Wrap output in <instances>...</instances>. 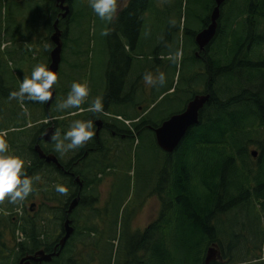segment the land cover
Masks as SVG:
<instances>
[{"label": "trees", "instance_id": "16d2710c", "mask_svg": "<svg viewBox=\"0 0 264 264\" xmlns=\"http://www.w3.org/2000/svg\"><path fill=\"white\" fill-rule=\"evenodd\" d=\"M159 1L130 0L118 17L112 23H107L110 34L107 36L109 60L105 72L106 87L102 91L94 86L89 88L88 97V102L101 97L107 114L87 111V102L82 105L83 111H57V103L65 99L70 91L67 87H55L57 98L50 107L30 101L21 104L9 98L10 93L19 88L13 86L10 80L4 81L0 74V132L7 133L5 139L9 153L23 159V171L29 177H39L33 182V192L25 199L35 202L36 210L31 211L33 213L25 211L20 214L18 205L10 203L7 198L8 203L0 202V264H19L22 258L40 250L53 253L64 235L69 206L78 196L81 198L79 206L69 216L75 232L60 256L45 264H113L110 254L108 259L101 254L98 259L97 254H92L104 246L99 240L105 235L107 224V216L101 211L98 187L106 176H111L125 163V156L137 136H142L147 130L154 133V129L166 119L157 122L148 106L139 112L141 103H136L135 98L131 102L126 101L129 89L136 92L139 82H130L128 91L123 90L125 94L113 92L110 85L118 63L124 62L126 71H130L129 76H133L135 62L139 58L138 47L143 43L152 45L151 41L157 40L156 34L152 37L149 34L161 32L160 27L151 31L147 39H143V33L151 26V17L158 15ZM230 1L226 0L224 5ZM237 2V15L228 21L224 15L225 7L222 6L217 36L198 58L195 37L209 24L216 4L215 0H197L205 14L197 16L202 27L191 32L194 39L191 49L192 53L194 51V65L199 62L206 64L207 78L204 90L196 91L194 96L210 93L211 99L201 111L200 123L189 131L174 153L170 155L158 147L165 159L161 174H166L168 178L171 174L167 187L160 186L161 189L153 191L163 199L164 211L160 219L166 213L165 207L176 208L179 214H176L174 222L181 228L183 236L177 240V246H173L171 240L159 233V219L127 239V246L122 256L116 257L115 264H134V260H143V264H178L181 256H184L179 248L190 256H185L189 264H204L207 251L213 244L218 245L220 259L226 261L224 264H264V231L257 229L258 235L254 238L252 230H247L238 221L239 212L244 210L251 215L255 208L261 209L264 217V0ZM72 5L71 19L60 20L59 23L63 31L64 50L70 24H78L79 30L83 27L81 14L85 10L77 12L75 3ZM89 9H86L89 11L88 18H92L95 13ZM59 13L56 0H0V51H6L5 43L10 44L7 38L15 40L23 35L30 43L29 32L44 14L50 17L46 25L51 35ZM167 31L162 33H171L169 21ZM81 34L84 37L83 32ZM47 44L50 64V52L54 48L51 37L47 38ZM77 46L79 49H74V56L79 58L83 52L80 45ZM163 52H160L159 46L151 57L161 62L163 56H169V53ZM148 60L147 57L148 65L139 70L141 75L150 71ZM73 67L80 79L85 65L75 62ZM148 110V114L141 119ZM99 118L113 123L117 138L102 132L101 145L96 146L94 135L85 146L65 154L56 153L52 142L40 140L48 127L45 121L50 119L55 124V130L63 135L74 120H91L94 125ZM126 132L127 138H120L119 135ZM37 144L46 154H54L64 171L42 160L34 150ZM95 146L99 150L90 151ZM253 150L258 151L257 158L252 156ZM86 152L89 154L84 157ZM64 155L69 157L65 158ZM77 177L83 183L82 189L76 182ZM58 184L68 188L67 195L56 192ZM233 214L234 220H230ZM115 239L111 241L113 254L114 247L119 244ZM146 249L153 250L150 256L144 254V257H135ZM240 251H247V254L242 257V252L238 254ZM76 255L80 256L78 261Z\"/></svg>", "mask_w": 264, "mask_h": 264}, {"label": "rangeland", "instance_id": "374dc122", "mask_svg": "<svg viewBox=\"0 0 264 264\" xmlns=\"http://www.w3.org/2000/svg\"><path fill=\"white\" fill-rule=\"evenodd\" d=\"M73 3H75L77 12L85 10L81 14L83 27L79 30V25L74 23H71L68 27L70 31L63 52L64 61L62 62L60 75L55 83V87H60L61 89L67 87L70 89L71 84L76 80L77 82L86 84L88 88L94 86L100 88L102 91L103 87H106L105 72L109 60V50L107 36H102L101 32L105 28L108 30L107 23L100 20L96 14L92 15V18H88L89 11L86 9L90 8L89 10L94 13L90 7V0H73ZM237 6V0H231L227 5H224V15H226L227 21L237 15ZM157 14L154 18L153 16L151 17L153 21L151 20V26L147 27L145 33H143V39H147L148 34L159 27L162 31L149 34V37L156 34L157 40H152V45L143 43V45L138 47L137 55H139V58L135 62L136 69H134V75L131 76V84L139 82V89L136 91L137 94L135 96L136 103H141L143 107L148 106L153 118L159 122L183 112L189 101L194 97L195 92H202L204 90L207 75L205 63L199 62L197 65H194V51L192 53L191 49L194 42L191 32L198 31L202 27L197 16L205 14L202 7L198 5L197 0H183L182 6L181 0H160ZM89 19L91 20L90 22ZM48 21H50V17L44 14L39 23L32 26L29 32L30 43L23 35L15 40L7 38L10 44L5 43L6 51H0V56L2 57H0V74L4 81L10 80L13 86L19 88L24 75L27 73L30 76L36 64L43 63L47 67L49 66L47 38L51 37L54 31L51 32V35L48 32V26L46 25ZM168 21L169 23L174 21L175 24L171 23V33L164 34L162 32L167 31ZM59 29L62 30L60 27ZM81 32H83L84 37ZM169 37L170 40H168ZM79 40H82L80 41L81 43L78 42ZM162 42L164 43L162 44ZM77 44L80 45L83 52V55L79 56V58L74 56V49H79ZM159 46L160 52L169 53V56L174 55L177 51H181L182 56L177 63H173L172 60L168 59L169 56H163L161 62L157 61L151 56L153 52L159 50ZM147 57L149 58V72L154 77L159 72L165 74L166 82L163 86L145 84L143 80L144 75H141L139 70L142 66L148 65L146 63ZM196 60L198 61V59ZM75 62L85 65L80 74V79L78 71L73 69ZM141 63L144 64L141 65ZM122 86V75L118 73L111 80L110 88L113 89V92L125 94ZM129 87L130 83L126 89ZM133 144L125 156V163L111 176H106L98 187L101 199V211L107 216V224L104 228L105 235L101 236L99 240L104 246H100L92 254H97L98 259L100 257L99 254L106 259H108L110 254L113 257V264H115L116 257L122 256L125 246H127L128 238L134 236L137 231H144L149 225L160 219L164 211L163 199L158 194H153V191L158 190V188L161 189L160 186L162 188L166 186L168 180L171 178V174H169L170 178L166 174H161L165 165V159L156 144V138L152 131L147 130L142 136L138 135ZM64 157L67 158L69 156L64 155ZM168 172L170 173V170ZM159 183L161 184L159 185ZM5 203H8L6 199L3 201V204ZM16 204L18 205L20 214H23L25 211L33 213L30 207L35 202L24 200ZM34 209L36 210V207ZM165 210V215L160 219L159 233H162L164 238L171 240L173 246H177V240L183 236L181 228L174 222L176 221V214H179V212L176 208L173 210L165 207ZM234 215L230 217V220H234ZM259 216L261 217L259 218ZM238 217V221L243 223L247 230H252V237H257V229L264 231V217L262 216L261 209L255 208L251 211V215H248L243 210L239 212ZM128 230L130 233H128ZM115 237H117L116 239H118L119 244L117 247H114L113 254L111 241ZM242 245L246 247L245 243ZM179 251L184 256H181V262L178 264H189V260L185 257H190L189 255H185L187 252L183 248H179ZM241 252L242 257L247 254V251H240L238 254ZM75 259L78 261L80 256L76 255ZM216 262L225 263L226 261L218 259Z\"/></svg>", "mask_w": 264, "mask_h": 264}, {"label": "clouds", "instance_id": "9594fccd", "mask_svg": "<svg viewBox=\"0 0 264 264\" xmlns=\"http://www.w3.org/2000/svg\"><path fill=\"white\" fill-rule=\"evenodd\" d=\"M128 4V0H90V7L100 20L106 23H112L121 10ZM173 25L174 21H171ZM110 33L105 28L101 32L102 36H108ZM182 56L181 51L170 55L168 59L177 63ZM57 73L50 70L45 64H36L29 76L24 75L18 91H12L10 99H16L21 104L25 101L48 104L53 98V85L57 82ZM146 85L163 86L166 82L165 74L159 72L155 77L151 72H146L143 76ZM89 88L86 84L74 81L71 84L70 91L65 99L57 103V111L69 109L81 110L82 105L88 103L87 111L94 114L104 115L105 110L102 98L97 96L88 102ZM94 125L91 120H74L69 129L61 135L59 130L52 132L50 141L54 145V151L59 154H65L69 151L85 146L95 135ZM7 133L0 132V202L6 198L10 203L23 202L33 192L34 180L39 177H29L23 171L24 161L15 154L9 153L8 144L5 139ZM56 192L61 195L68 194V188L64 185H56Z\"/></svg>", "mask_w": 264, "mask_h": 264}, {"label": "water", "instance_id": "95a60500", "mask_svg": "<svg viewBox=\"0 0 264 264\" xmlns=\"http://www.w3.org/2000/svg\"><path fill=\"white\" fill-rule=\"evenodd\" d=\"M71 2L72 0H56L57 7L61 10L62 19H66L71 15ZM226 0H215V7L213 8L210 14V22L206 28L201 30L195 37V42L198 46L200 52L204 51L216 38L219 28V21L221 18V8L224 5ZM59 19L54 24V33L51 36L52 44L54 49L50 54V64L48 68L57 73L59 76V69L62 63V54L64 43L62 39V31L59 29ZM58 79V78H57ZM54 86V85H53ZM53 98L52 101L47 104V107L51 106L52 103L56 100L57 92L52 89ZM211 99V94H198L192 98L187 104L185 110L181 113L175 114L165 120L159 127L154 129V134L156 138V143L158 147L165 153L172 154L174 153L189 131L196 125L200 123V114L204 109L206 104L209 103ZM98 127L97 134L100 133L102 129V121L99 120L96 122ZM55 131V125H50L46 132L40 137L41 141L51 143L50 136L52 132ZM35 152L39 157L44 160L47 164H55L59 170H64L63 165L60 163L59 159L54 154H46L42 147L37 144L34 148ZM252 156L257 158L258 151L253 150ZM76 182L82 187V182L79 177L76 178ZM80 196L76 197L69 206L67 211V219L64 222V235L60 239L58 245L55 247L53 253H47L44 250L37 251L33 255H27L19 261V264H44L50 263L55 257H59L62 250L65 248L69 239L73 236L75 229L73 227V222L69 216L74 212V210L79 206ZM35 204H32L30 210L33 211ZM60 248L59 252L57 249ZM221 257V251L218 245L213 244L207 251L205 258V264H212Z\"/></svg>", "mask_w": 264, "mask_h": 264}, {"label": "flooded vegetation", "instance_id": "af4514ba", "mask_svg": "<svg viewBox=\"0 0 264 264\" xmlns=\"http://www.w3.org/2000/svg\"><path fill=\"white\" fill-rule=\"evenodd\" d=\"M129 1L130 0H128V3H129ZM56 6H57V4H56ZM72 6L73 5H71V9H72V12H71V15L68 17V18H66V19H62V17H61V11H60V13H59V20H67V21H69V19H71V16H72V13H73V8H72ZM127 6H128V4H127ZM126 6V7H127ZM58 8V7H57ZM59 9V8H58ZM60 10V9H59ZM124 10V9H123ZM123 10H121V11H123ZM120 11V12H121ZM119 12V13H120ZM59 23H60V21H59ZM207 26H208V24H207ZM206 26V27H207ZM205 27V28H206ZM203 30V29H202ZM62 36H63V32H62ZM54 49V48H53ZM53 49H52V51H53ZM51 51V52H52ZM51 52H50V54H51ZM201 53H204V51L203 52H200V53H198L197 54V57L198 58H201ZM62 62H63V59H62ZM61 65H62V63H61ZM61 65H60V69H59V75H60V70H61ZM116 70H117V72H116V74H115V76L118 74V73H120L121 75H122V84H123V86H122V88H123V90H125V91H128L126 88L128 87V85H129V83L131 82V77L129 76V72L130 71H126V66H125V63L124 62H121V63H118V65H117V67H116ZM129 79H130V81H129ZM55 88V87H54ZM55 90H56V92H57V89L55 88ZM132 90H134V89H131V90H129V96H128V98L130 99H128L127 98V102L129 101V102H131L134 98H135V96H136V94H137V92H133ZM116 101V100H115ZM128 105H129V103H128ZM127 105V106H128ZM141 110H143V106L142 107H140L139 109H138V111L139 112H141ZM133 111H134V109H133ZM148 112H149V110L148 111H146V112H144L143 114H142V116H141V119L144 117V116H146L147 114H148ZM107 114V113H106ZM99 120H101L102 121V129L100 130V133L99 134H97V130H98V127H97V125H96V122L97 121H99ZM137 121H139V119L137 120ZM96 122L94 123V132H95V137H96V146L99 144V145H101V142H100V137H101V135H102V132H108L109 134H110V136H112V137H115V138H117V132L116 131H114V127H112L113 126V123L111 122V121H106V122H104L102 119H97L96 120ZM47 124H48V127L50 126V125H55L54 123H53V121L50 119V121L49 122H47ZM47 127V128H48ZM120 136V138H127V136H128V133L126 132V133H122V134H120L119 135ZM94 147V148H91L90 149V151H97V150H99V148H97V147ZM118 150V149H117ZM86 154V155H85ZM84 154V157H86V156H88L87 154H89L88 152H86ZM55 165V164H54ZM56 166V165H55ZM57 167V166H56ZM58 169V168H57ZM59 170V169H58ZM61 171H64V170H61ZM66 174H69L70 176H73V174L72 173H69V172H65ZM81 189L83 188V183H82V187H80ZM153 252V250H151V249H146V250H141V255H139V254H137V255H135V257L136 256H141V257H144L143 255L144 254H147V256H150V253H152ZM134 262V264H139V263H141V264H143V260H141V261H137V260H134L133 261ZM205 263V262H204ZM35 264H38V263H35Z\"/></svg>", "mask_w": 264, "mask_h": 264}, {"label": "bare ground", "instance_id": "6f19581e", "mask_svg": "<svg viewBox=\"0 0 264 264\" xmlns=\"http://www.w3.org/2000/svg\"><path fill=\"white\" fill-rule=\"evenodd\" d=\"M63 39V38H62ZM121 106H123V105H121ZM171 155V154H170Z\"/></svg>", "mask_w": 264, "mask_h": 264}]
</instances>
